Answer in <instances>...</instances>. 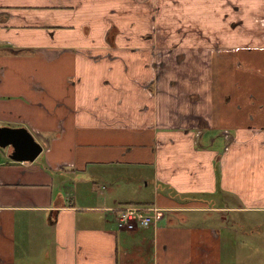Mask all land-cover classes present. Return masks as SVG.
<instances>
[{
    "label": "crops",
    "instance_id": "crops-1",
    "mask_svg": "<svg viewBox=\"0 0 264 264\" xmlns=\"http://www.w3.org/2000/svg\"><path fill=\"white\" fill-rule=\"evenodd\" d=\"M0 127L43 147H0V264H223L264 215V0H0Z\"/></svg>",
    "mask_w": 264,
    "mask_h": 264
},
{
    "label": "rangeland",
    "instance_id": "rangeland-1",
    "mask_svg": "<svg viewBox=\"0 0 264 264\" xmlns=\"http://www.w3.org/2000/svg\"><path fill=\"white\" fill-rule=\"evenodd\" d=\"M229 22H233L232 18ZM161 218L159 212L153 225L157 224ZM227 218V227L225 231L223 230L225 248L222 263L264 264V215L257 212H231L227 214ZM136 229L137 227L124 230L134 231Z\"/></svg>",
    "mask_w": 264,
    "mask_h": 264
},
{
    "label": "water",
    "instance_id": "water-1",
    "mask_svg": "<svg viewBox=\"0 0 264 264\" xmlns=\"http://www.w3.org/2000/svg\"><path fill=\"white\" fill-rule=\"evenodd\" d=\"M0 147H12L11 159L34 162L43 152L42 145L24 127H0Z\"/></svg>",
    "mask_w": 264,
    "mask_h": 264
},
{
    "label": "built area",
    "instance_id": "built-area-1",
    "mask_svg": "<svg viewBox=\"0 0 264 264\" xmlns=\"http://www.w3.org/2000/svg\"><path fill=\"white\" fill-rule=\"evenodd\" d=\"M160 210L157 207H141L138 205L125 206L120 210L117 225L120 229L135 227H150L154 219L159 215Z\"/></svg>",
    "mask_w": 264,
    "mask_h": 264
}]
</instances>
